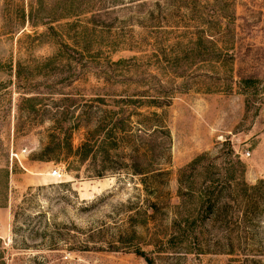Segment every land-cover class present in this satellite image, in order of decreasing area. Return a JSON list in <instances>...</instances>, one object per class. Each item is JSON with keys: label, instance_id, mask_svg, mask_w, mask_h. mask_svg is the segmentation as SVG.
I'll list each match as a JSON object with an SVG mask.
<instances>
[{"label": "rangeland", "instance_id": "1", "mask_svg": "<svg viewBox=\"0 0 264 264\" xmlns=\"http://www.w3.org/2000/svg\"><path fill=\"white\" fill-rule=\"evenodd\" d=\"M140 94L166 105L118 118L169 131L156 195L126 166L143 133L107 147ZM211 181L235 192L232 248L207 233L206 252H157L172 215L151 205ZM138 248L264 264V0H0V264H147Z\"/></svg>", "mask_w": 264, "mask_h": 264}, {"label": "trees", "instance_id": "2", "mask_svg": "<svg viewBox=\"0 0 264 264\" xmlns=\"http://www.w3.org/2000/svg\"><path fill=\"white\" fill-rule=\"evenodd\" d=\"M147 96L140 94L132 97L130 95L122 97L119 102L114 101L121 105L125 103V106L120 109L121 111L116 113L117 118L119 116L125 117V108L130 105L145 107L166 105L165 102H159V100L165 98V95L157 100ZM121 117L115 121L112 130L107 134L111 138L110 141H112L107 147L116 146L119 141L125 139L121 132L127 126L132 131L131 137L134 138V141L139 140V133H143L147 138L143 155H139L137 148L133 149L132 155L129 156V163L126 166L130 175L139 178L138 181L145 187V191L156 195L160 184L159 180L167 175V172L162 170L160 165L167 151L165 143L169 139V131L156 112L143 116L141 121H135L131 125H125V118L121 119ZM105 144L107 143L105 142ZM85 146V144L82 145L81 149ZM84 153H87V151L85 150ZM199 161L200 159L195 160L189 166L193 170L192 173H195V169H198ZM201 168L204 169L202 166ZM180 177H182V174ZM234 194L235 192L230 189L227 182L214 183V181H211L207 185L204 183L202 187H188L183 191H179V203L177 205L163 204V206H158L152 204L150 208L153 209V213L159 215L160 219H166L169 215H172L169 227H165L162 232V239L155 245L153 244L154 249H157V252L172 250L178 253H203L206 252L204 249V236L207 233L214 234V246L232 248V231H234L233 229H240L241 226V221L238 219L239 207L234 203ZM252 204V208H256V203ZM133 253L142 257L147 264H154V259L149 258L145 251L140 248L133 251Z\"/></svg>", "mask_w": 264, "mask_h": 264}, {"label": "built area", "instance_id": "3", "mask_svg": "<svg viewBox=\"0 0 264 264\" xmlns=\"http://www.w3.org/2000/svg\"><path fill=\"white\" fill-rule=\"evenodd\" d=\"M53 174L55 175V174H56V172H53Z\"/></svg>", "mask_w": 264, "mask_h": 264}]
</instances>
